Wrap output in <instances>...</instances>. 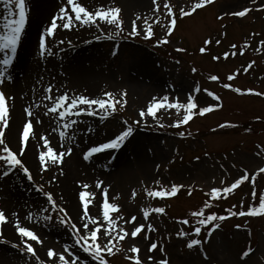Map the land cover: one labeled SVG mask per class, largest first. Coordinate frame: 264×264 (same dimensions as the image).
Masks as SVG:
<instances>
[{
  "label": "rangeland",
  "instance_id": "obj_1",
  "mask_svg": "<svg viewBox=\"0 0 264 264\" xmlns=\"http://www.w3.org/2000/svg\"><path fill=\"white\" fill-rule=\"evenodd\" d=\"M158 2L161 4V23L157 25V31L160 36H163L166 32L163 25L167 24L168 21L162 14L164 0H158ZM193 2L194 0H171L176 8L190 6ZM59 3L63 4L60 6H64L66 0H53L51 6L48 7L50 12L43 17L41 22H50L52 10ZM83 3L90 11L101 5L121 7V16L125 20L124 33L116 40H107L105 35L114 30L113 26H105L99 21L101 28H106V32L97 30L95 27H78L76 32L73 28L63 34L56 32L55 44L60 47H67L68 42H72L71 38H75V41H77L75 44H77L78 49L73 51V58L67 61L58 56L51 57L49 60L42 59L41 54L37 56L39 48L37 33H35L33 40L28 43L31 57L25 58L28 72L27 79L29 78L30 83L36 84L33 95L36 93L35 98H38L37 101H39L49 83L54 86L53 95L68 92L69 95L83 94L90 98L103 96L105 92L118 94L126 89L128 92V106L126 109L118 111L106 120H100L98 116H82L79 119L83 122L73 128L69 135L75 133V144L78 145L75 148H79L83 144L97 146L106 143L118 136L128 125L133 127L134 132L116 157L117 152L106 151L100 157L97 156L98 158L91 163L84 164L76 161L73 164L72 158L75 159L74 156H66L67 160H65L66 162L63 163L64 166L62 167L65 175L63 178L57 176L56 167L40 174L33 160L32 149L27 151L24 157L25 161L28 160L29 162L30 160L37 169H35L33 178L35 186L43 185V190L53 193L55 198L59 199L62 195L64 197L63 203H65L69 213L73 215L76 214L75 208L77 207L76 191L81 190V183L89 184L91 185L89 191L96 193L95 201L89 206V211L92 215H99V204L103 202V192L101 189H97L95 185L97 181H103V185L108 187L110 202L120 206L121 211L118 215L125 218L136 215L141 218L138 219V222H142L140 209L145 204V199L141 194L144 186L147 188L153 187L156 181H160L169 184L168 189L172 184H182L188 189H194L193 195L174 200L173 207L169 209L170 214H180L182 216L189 208H192V211L196 210V207L203 202V198L208 197L206 193L210 192L213 187L230 185L243 175L244 169H247L249 173H254L257 168L264 167V152L261 153L260 157L256 156V153L260 151L258 145L264 147V98L251 95L241 96L222 87L223 83H232L234 87L254 88L258 91H264V60L262 56L257 59L256 65L248 74L241 72L235 81L229 82L227 76L235 72L237 62L241 60L239 57L217 62L212 60L211 56L203 55L200 52H195L189 56L180 54L179 57L185 59L186 62L177 66L173 63L171 57L168 58L167 53L156 56L149 49L128 42L125 33L127 34L129 31L128 25L131 20L135 19L137 15L149 18L150 22L154 19L152 0H83ZM246 6H252L251 0H218L214 5L199 11L192 18L181 19L179 24L177 22L174 36L168 44L169 47L174 48L179 44L178 39L183 38L182 41L185 44L182 48L186 49L185 52L192 51L201 42H204L203 38L209 37V35L212 37L215 33L218 34L224 23L229 24V19L232 24H229L227 30L225 40L227 42L240 39L243 36L242 34L249 31L248 26L251 30L264 35V11L254 10L248 16L240 19L229 18L227 15L224 16L223 20L217 18L219 14L242 10ZM0 7H3V4H0ZM3 12L4 10H0V14ZM0 18L2 19V17ZM138 24L143 27L142 20L138 21ZM97 36H100L99 40L96 39ZM60 40H64L65 43L59 44ZM88 41H91V43H88ZM252 60L256 61V57ZM189 63H192L193 67L197 66L196 74L188 71ZM248 63L239 61L240 68L246 67ZM74 74H77V81L73 77ZM211 75H218L220 82L209 80L208 77ZM130 79L137 83L130 82ZM195 81L197 82L195 83ZM197 83H200L199 89H202L199 94L194 91L195 86L198 85ZM56 89L60 90L59 93L56 92ZM204 89L219 95L223 107L205 117L197 116L191 120L193 122L189 121L190 123L183 130L186 135L191 133V135H188L189 137L195 136L192 141H180L177 138L178 136L169 132L158 133L157 131L161 132V129L155 131V128H160L158 127L160 124L172 125L176 120L182 119L185 114L183 109L180 110L179 115H177L175 108L170 111L161 109L157 112L156 119L146 116L139 125L134 123L137 119H140L139 110L146 109L153 97L168 95L172 101H175L178 97L179 102L186 104L189 94H191L201 107L216 103L204 92ZM15 92L20 95L23 94L22 89ZM209 98L212 99V103L208 104ZM12 106L13 115L15 114V123L12 124V129L16 135L17 129L21 126L23 109L26 107L25 96L18 98L17 102L12 103ZM117 107L119 108V106ZM36 111L42 113L44 109L41 108ZM126 116H129L127 118L128 125L123 123ZM258 116L261 117L259 121L256 119ZM53 122L56 126L55 121ZM225 122L238 124L239 127L220 129L219 125ZM89 128L93 131L89 132ZM248 128L252 129L251 133L247 132ZM212 129H217V131L213 132ZM57 133L59 132L57 131ZM51 137L52 139H49L53 147L55 141L60 143L59 137ZM65 144L66 146H73L70 141H65ZM176 146L177 151L175 152ZM56 149L63 150L59 147H56ZM205 151L218 158L204 156ZM68 157L70 158L68 159ZM193 157H199V160H192ZM221 165H223V168ZM110 166H113V168L109 169ZM67 167H69V173ZM53 177H56V179L53 180ZM67 178L68 181H66ZM65 182L73 186V196H69L71 199L70 204L69 194H66ZM8 184L10 182H7V179L3 182L0 180V193ZM246 185L247 187L242 185L245 186L244 190L243 187L239 192L235 190L234 194L228 199L215 202L214 207L209 212L217 210L220 214L226 213L225 210L232 208L233 205L236 206L235 210L238 211L240 210V203L243 204L244 210H247L252 203V185ZM133 190L137 193L135 199L132 198ZM256 190L258 203L259 195L264 193V174L257 177ZM21 201L16 203L22 204L18 208L14 202H8L0 196V208L9 217L14 213L11 211L13 209L19 214L24 213V216H26L29 214L28 208L30 209V206H27L25 200ZM72 203L74 207H72ZM76 209L78 210V208ZM189 213L186 216H189ZM115 215L117 214H114V218ZM22 217L19 216L23 224ZM73 218L75 219L74 216ZM262 219L264 220V217ZM262 219L241 217L228 221L229 224L227 222L228 225L225 226V231L215 232L209 244H207V259H203L195 251L181 253L182 250L179 246L182 243L180 241L169 242L166 250L169 264H241L239 255L247 239L248 245L250 244L253 248L257 246L256 253L249 258L248 264H264V225L261 224ZM155 220L153 217V221ZM149 221L151 222L150 218ZM234 222L240 224L241 228L238 232L232 230L235 234L233 233L234 237L231 238L232 233H226V231ZM120 223L122 226L131 228V225H123V221ZM247 227L251 229L247 230ZM7 229V225H3V238L9 244H16L17 242L15 243L11 238L12 232L5 233ZM40 229L42 232L46 231V227H40ZM54 229L57 228L54 227ZM249 230L251 236H249ZM56 231L59 234H64L60 230ZM13 233L14 239L16 238L15 241H18L17 233L14 231ZM66 233L65 231L64 236L69 237ZM156 234L158 235V232ZM44 235L48 234L45 233ZM137 240H139V237ZM129 243H136V241H129ZM36 250L40 260L44 264H48V257L43 249L36 248ZM58 251H62V249L59 248ZM142 253L148 254L146 240L143 241ZM80 254L82 256L84 253ZM119 254L121 253L114 256V260H117L116 263L127 264L124 262L127 260L123 262L118 260ZM24 255L25 253L22 251L17 252L10 248L6 250L1 247L0 264H39L35 257Z\"/></svg>",
  "mask_w": 264,
  "mask_h": 264
},
{
  "label": "snow or ice",
  "instance_id": "obj_2",
  "mask_svg": "<svg viewBox=\"0 0 264 264\" xmlns=\"http://www.w3.org/2000/svg\"><path fill=\"white\" fill-rule=\"evenodd\" d=\"M216 2L217 0H194L190 6L179 7L177 13V8L171 3V0H164L162 14L167 18L168 22L163 25L166 28V32L162 38L157 40V44L167 45L170 43L169 37L176 30L178 19L192 18L199 11L207 9ZM0 4H3L4 7V12L0 14L3 21L0 23V162H2L0 163V179L14 175L19 170L27 178L28 182L32 183L33 176L26 166L24 157L27 151L37 146H39L38 162L40 170L42 172L48 171L55 166L59 169V174L63 176L62 165L64 158L71 156L74 147H78L75 144V133L73 132L70 136L69 132L79 123L83 122L79 118L82 116H98L100 120L108 119V117L113 116L118 111L126 109L128 106V92L126 89L118 94L105 92L103 96H97L95 98H90L83 94L69 95L68 92L53 95L54 86L49 83L44 89V95L40 97L39 101L33 97L32 103L24 107L21 115V126L17 129V134L13 136L12 124L15 123V117L10 101H13L15 97L6 95L4 85L6 83H13L15 80L14 65L18 58V47L21 44L22 36L25 34L28 25L31 4L30 0H0ZM152 5L154 6V19L150 22L149 18L137 15L128 25V38L143 36L145 40H149L155 36L154 25L161 23V4L158 0H152ZM251 5L244 7L242 10H235L230 13L226 12L217 18L223 20L225 15L243 18L254 10L264 11V0H251ZM121 13L122 8L119 6L101 5L95 10L90 11L88 7L84 6L83 0H66L64 6L51 19L49 26L44 27L38 33V48L41 56L47 55L51 57L54 55L53 51L49 48V40H54L58 29L71 31L73 28L79 26L88 28L95 27L97 30L106 32V28L102 29L101 23H98L99 21L105 26H113L114 29L105 35V39L116 40L125 30V20L121 16ZM141 20L143 27L138 24V21ZM252 35L255 37L257 33H253ZM96 39L99 40L100 36H97ZM64 43V40L59 41V44ZM68 43L71 45V41ZM88 43H91V41H88ZM212 43L213 41L211 39L205 40V47L200 48L201 54L205 53L207 46ZM215 43L219 45L221 41L217 39ZM250 47L251 44L247 42L241 46L233 44L231 45L232 51L224 52L222 58L227 61L230 57H236L237 55L243 56ZM176 51L184 52L186 49L177 48ZM255 51L257 53L264 52V39L259 41V45ZM113 54L115 55V53ZM213 60L219 62L221 56L216 55L213 57ZM176 62L179 63V61ZM255 65L256 61L252 60L243 68V73L248 74ZM192 71L195 72L197 69L193 68ZM240 74L241 70L237 69L227 76V80L229 82L235 81ZM209 80L220 82V77L218 75H211L209 76ZM222 87L241 96L251 95L264 98V91H258L254 88L242 89L240 87H234L232 83H223ZM59 91V89H56L57 93ZM194 91L197 94L200 93L199 88H196ZM204 92L216 101V103L201 107L191 94H189L186 104L179 102L178 97L175 101H172L168 95L153 97L152 101L146 106V109L139 110L138 115L140 119H137L134 123L139 125L146 116H151L156 119L157 112L161 109L170 111L175 108L177 115L180 114V110L182 109L185 112L182 119L176 120L174 124L170 125L171 127L179 128L181 125H187L194 116H204L223 107L219 95L208 89H204ZM41 108L44 109L42 113L36 111ZM42 116L49 117L48 123L51 127V132H59V148L63 150H57L52 146V142L49 139L51 133L48 135H42L40 133L39 127L45 123ZM256 119L259 121L261 117L258 116ZM53 121L56 123L55 127H52ZM123 123L128 125L127 120ZM160 127H164V125L160 124ZM236 127H239V125L231 122H225L219 125L220 129ZM88 131L91 132L93 129L89 128ZM212 131L215 132L217 129H212ZM133 132V127L128 125L114 139L97 146H90L84 153L83 159L85 161H91L99 153L106 151L118 152L133 135ZM247 132L251 133L252 129L248 128ZM188 135H191V133H188ZM180 136L184 137L185 133L180 132ZM65 141H70L73 146H66ZM14 143L15 150L12 146ZM258 147L260 151L256 153V156L260 157L261 153L264 152V147L259 145ZM196 159L199 160V157ZM221 167L223 168V165ZM262 174H264V167L257 168L254 173H249L247 169H244L243 175L230 185L213 187L210 192L206 193L208 199L204 201L203 206L189 213L191 219L183 218L177 221L180 225L192 228L191 232L181 228L177 232V238H187L190 235L195 236L197 238L191 239L187 242L186 246L189 250L197 246L202 250L203 244L210 241L213 233L221 227L220 222L232 217H264V193L259 195L257 203L256 190L257 177H260ZM52 179L55 180L56 177ZM245 182H250L252 185V203L248 206L247 210H244V206L241 204L240 210L238 211L234 210L236 208L235 205L232 208L226 209V215L209 212L214 207L215 202L228 199ZM156 183L160 184V181H156ZM95 187L101 189L103 192V202L99 204V215H92L89 211V206L95 201L96 193L89 191L91 185L81 183V190L78 193L79 207L75 219L69 213L65 203H63L64 197L62 195L59 197L61 203H58L53 193L43 192V185L35 188V191L43 192L47 204L50 206V208L44 207L42 209V212L48 213L42 217V220L46 222L45 227L54 220V216L52 215L54 213L56 214L55 220L68 230L72 239L71 244L63 245V251L58 252L54 248L47 249L48 264H89L87 260L82 261L80 253L86 254L92 264H110L108 257H114L121 252L131 253L125 256L130 264H169L167 252L158 242H151L147 247V253L149 254L141 255L143 241L150 240L151 233L157 231L149 221V218L153 214L166 215V208L143 207L140 209L142 222H138V219L141 218H138L136 215H132L130 218L118 215L121 211L120 206L110 202L108 187L103 185V181H97ZM183 188L184 185L182 184H172L170 190L161 186L159 189L146 190V195L152 199L158 198L165 200L176 197ZM193 191L194 189L190 188L188 195L191 196ZM136 195V191L133 190L132 198L135 199ZM114 214H117L115 218ZM11 216L14 218V228L21 238L23 248L20 249V246L17 244H12L11 246L20 249L25 254L35 257L39 264H44L37 255V250L29 241L36 242L39 245H44L45 241L30 227L22 226V221L17 213H12ZM26 219L33 224L40 223V220L36 219L32 213H29ZM121 221H123V225H131V228L122 226ZM8 222L9 216L5 214L4 210L0 209V244L7 243L3 238V225ZM236 227L240 229L241 225H236ZM205 228L208 229L207 239L202 241L198 237H200L202 230ZM249 236H251L250 230ZM138 237L139 240H137ZM125 240L136 241V243H130L129 248L124 249L121 244ZM157 251L163 254L165 258L158 259L154 255ZM255 253L256 249L249 244L240 257L241 264H248L249 258L253 257ZM203 255L205 259L208 258L206 252H203Z\"/></svg>",
  "mask_w": 264,
  "mask_h": 264
},
{
  "label": "bare ground",
  "instance_id": "obj_3",
  "mask_svg": "<svg viewBox=\"0 0 264 264\" xmlns=\"http://www.w3.org/2000/svg\"><path fill=\"white\" fill-rule=\"evenodd\" d=\"M52 2H53V0H32V1L30 0L31 8L33 9V10H31V13L33 14V16L29 20V22H30L29 26L30 27H29L28 35H27V38L24 40L23 46H22L21 51L19 53L20 60L22 61L23 64H25V62H26L25 58L31 57V55L29 54L28 43L33 40V37H34L35 33H39L40 28L43 25V22H41V21H43V17L47 13L50 12V9L48 7L51 6ZM52 12L55 13V12H58V11L53 9ZM71 39H72L71 45H74V48H76V44L75 43H77V42H75L74 38H71ZM59 48H61V47H59ZM61 54H63V57H64L65 60H69V59L73 58V54H72V51L70 50V48H67L64 51V53H61ZM76 75L77 74L73 75V77L75 79H76ZM79 76H81V74H79ZM77 80L78 79H76V81ZM72 81H74V80H72ZM129 81L132 82V83H137L136 81H134L132 79H130ZM22 85H23V81L18 79L17 84L14 86V90L15 91L21 90ZM12 135L15 136V131L14 130L12 131ZM76 161L77 160L73 159L72 160L73 164L76 163ZM28 164H29V166H31L30 162ZM67 169H68V173H69V167H67ZM66 181H68V178L66 179ZM65 187H66L67 191H69V189H70V191L72 193L73 186H71L68 182H65Z\"/></svg>",
  "mask_w": 264,
  "mask_h": 264
}]
</instances>
